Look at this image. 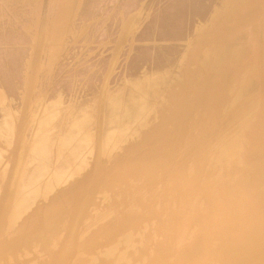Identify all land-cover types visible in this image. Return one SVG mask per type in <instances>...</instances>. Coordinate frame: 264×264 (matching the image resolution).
<instances>
[{
	"label": "bare ground",
	"instance_id": "obj_1",
	"mask_svg": "<svg viewBox=\"0 0 264 264\" xmlns=\"http://www.w3.org/2000/svg\"><path fill=\"white\" fill-rule=\"evenodd\" d=\"M0 264H264V0H0Z\"/></svg>",
	"mask_w": 264,
	"mask_h": 264
}]
</instances>
